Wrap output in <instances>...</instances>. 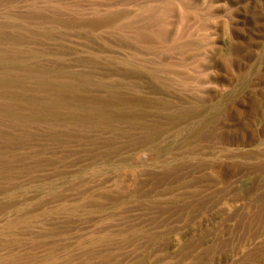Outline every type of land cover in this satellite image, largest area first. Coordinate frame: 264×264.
<instances>
[{"label":"rangeland","instance_id":"obj_1","mask_svg":"<svg viewBox=\"0 0 264 264\" xmlns=\"http://www.w3.org/2000/svg\"><path fill=\"white\" fill-rule=\"evenodd\" d=\"M0 264H264V0H0Z\"/></svg>","mask_w":264,"mask_h":264},{"label":"bare ground","instance_id":"obj_2","mask_svg":"<svg viewBox=\"0 0 264 264\" xmlns=\"http://www.w3.org/2000/svg\"><path fill=\"white\" fill-rule=\"evenodd\" d=\"M169 109V108H168ZM164 127V126H163ZM153 130V129H152ZM163 133V132H162ZM157 139V138H156Z\"/></svg>","mask_w":264,"mask_h":264}]
</instances>
